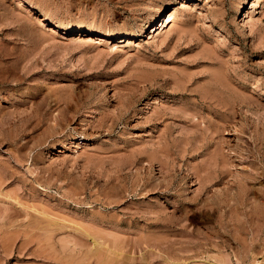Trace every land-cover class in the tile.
<instances>
[{
	"label": "rangeland",
	"instance_id": "rangeland-1",
	"mask_svg": "<svg viewBox=\"0 0 264 264\" xmlns=\"http://www.w3.org/2000/svg\"><path fill=\"white\" fill-rule=\"evenodd\" d=\"M263 203L264 0H0V264H264Z\"/></svg>",
	"mask_w": 264,
	"mask_h": 264
},
{
	"label": "bare ground",
	"instance_id": "bare-ground-1",
	"mask_svg": "<svg viewBox=\"0 0 264 264\" xmlns=\"http://www.w3.org/2000/svg\"><path fill=\"white\" fill-rule=\"evenodd\" d=\"M173 12H174V11H173ZM173 12L171 11V12L168 13V15L165 16L166 19L163 20V21L161 22L160 26H163V27L165 26V27H166V25H167L168 23L170 24V23L173 21V19H174V17H175V15H174L175 13H173ZM165 17H164V18H165ZM50 19H52V18H50ZM50 19H49V20H50ZM53 19H54V18H53ZM53 19H52V20H53ZM49 20H48V21H49ZM56 20H57V19H56ZM53 21H55V20H53ZM56 22H57V21H56ZM48 23H49V22H48ZM55 24H57V23H55ZM53 25H54V24H53ZM58 25H60V24L58 23ZM153 26H154V29L151 31L152 33H154L155 31L159 30V28H160V26H158V27L155 26V25H153ZM67 27H68V26H67ZM67 27H66V28H67ZM62 28H63V27H62ZM107 28H108V27H107ZM64 29H65V27H64ZM69 29H73V28L70 26ZM87 29H88V28H87ZM110 29H111V28H110ZM87 31H88V30H87ZM96 31H97V30H96ZM102 31H103V30H102ZM103 33H104V35H105V34H110L111 31H110V30H105ZM139 33H140V32H139ZM154 34H155V33H154ZM150 35H151V33H150ZM154 36H155V35H154ZM152 37H153V36H152ZM103 38H104V37H103ZM128 39H129V38H128ZM126 41H127V40H126ZM128 42H129V41H127V43H128ZM129 43H131V41H130ZM207 188H208V187H207ZM208 189H210V188H208ZM206 191H207V189H206ZM208 191H209V190H208ZM207 193H208V192H207ZM230 193H231V192H230ZM224 194H225V193H224ZM228 195H229V194H228ZM231 195H234V194H231ZM231 195H230V196H231ZM206 196H208V195H205V199H206V200L210 198L209 196L206 198ZM226 196H227V195H226ZM218 197H219V196H218ZM223 197H225V196H223ZM228 197H229V196H228ZM231 197H232V196H231ZM232 198H233V197H232ZM232 198H230V199H232ZM195 199H196V198H195ZM224 199H229V198H226V197H225ZM233 199H234V198H233ZM233 199H232V200H233ZM198 200H199V199H198ZM244 200H245V199H244ZM258 200H259V199H258ZM258 200H257V201H258ZM223 201H224V200H223ZM226 201H227V200H226ZM249 201H251V200H249ZM207 202H209V200H208ZM219 202H220V200H219ZM230 202H231V201H230ZM234 202H235V201H234ZM247 202H248V201H247ZM200 203H202V201H201ZM212 203H215V202L212 201L210 204H212ZM236 203H237V202H236ZM236 203H235V204H236ZM245 203H246V202H245ZM252 203H253V202H252ZM254 203H255V202H254ZM258 203H259V202H258ZM258 203H257V204H258ZM260 203H261V202H260ZM260 203H259V204H260ZM208 204H209V203H208ZM221 204H222V201H221ZM228 204H229V200H228ZM249 204H250V203H249ZM263 204H264V203H263ZM195 205H196V204H195ZM198 205H200V204H198ZM212 205H213V204H212ZM212 205H209L210 209H211V206H212ZM226 205H227V202L225 203V206H226ZM261 205H262V204H261ZM183 206H184V205H183ZM204 206H205V205H204ZM214 206H216V208L221 207V206L219 205V203H216V205L214 204ZM177 207H182V205L179 204V206H177ZM177 207H175V208H177ZM207 207H208V206H207ZM245 207H246V206H245ZM248 207H249V206H248ZM255 207H256V205H255ZM255 207H254V209H255ZM182 208H183V207H182ZM222 208H223V207H222ZM222 208H220V210H222ZM257 208H258V207H257ZM259 208H260V206H259ZM180 209H181V208H180ZM214 209H215V208H214ZM214 209H212V210H214ZM227 209H228V208H227ZM263 209H264V208H263ZM178 210H179V209H178ZM184 210H185V209H184ZM184 210H183V211H184ZM199 210H200V209H199ZM203 210H204V209H203ZM205 210H207V208H206ZM205 210H204V211H205ZM218 210H219V209H218ZM175 211H176V210H175ZM179 211H180V210H179ZM185 211H186V210H185ZM185 211H184V212H185ZM256 211H257V212H256ZM256 211H255V212L258 213V211H260V209H259V210L256 209ZM262 211H263V210H262ZM177 212H178V211H177ZM180 212L182 213V211H180ZM218 212H219V211H218ZM260 212H261V211H260ZM260 212H259L258 214H260ZM263 212H264V211H263ZM263 212L260 214V216L263 214ZM186 213H187V211H186L184 214H186ZM187 214H188V213H187ZM187 214H186V215H187ZM258 214H257V216H258ZM183 217H184V216H183ZM183 219H184V218H183ZM249 219H251V218H249ZM258 219L260 220V218H258ZM256 220H257V218H256ZM261 220H262V219H261ZM248 221H249V220H248ZM246 222H247V221H246ZM259 222H261V221H259ZM243 223H244V221H243ZM244 225H245V224H244ZM244 225H243V227H244ZM224 242H225V241H224Z\"/></svg>",
	"mask_w": 264,
	"mask_h": 264
}]
</instances>
